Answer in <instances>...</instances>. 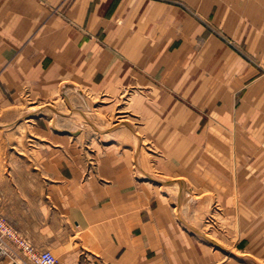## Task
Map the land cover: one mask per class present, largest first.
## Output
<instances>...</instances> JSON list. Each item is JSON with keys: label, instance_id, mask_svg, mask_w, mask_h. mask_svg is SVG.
Listing matches in <instances>:
<instances>
[{"label": "crops", "instance_id": "obj_1", "mask_svg": "<svg viewBox=\"0 0 264 264\" xmlns=\"http://www.w3.org/2000/svg\"><path fill=\"white\" fill-rule=\"evenodd\" d=\"M67 83L134 90L140 132L174 162L164 174H180L177 162L199 145L206 158L211 143L231 144L239 183L203 191L264 211V0H0V105L23 90L56 96ZM41 156L32 171L11 167L3 201L13 206L0 213L57 264H194V252L198 264H221L174 225L169 197L136 179L130 153L92 155L86 178L84 162Z\"/></svg>", "mask_w": 264, "mask_h": 264}, {"label": "rangeland", "instance_id": "obj_2", "mask_svg": "<svg viewBox=\"0 0 264 264\" xmlns=\"http://www.w3.org/2000/svg\"><path fill=\"white\" fill-rule=\"evenodd\" d=\"M136 97L132 89L110 95L105 90L73 88L67 83L56 96H35L23 90L17 103L3 101L0 105V209L3 206L10 211L13 206V202L6 201L4 205L3 201L12 178L15 182L16 172L10 171L11 167L32 171L37 164H43L40 159L43 153L60 152L65 154L62 160L65 166L79 168L84 162L88 166L86 178L90 165L95 166L97 162L92 155L127 152L132 155L138 174L136 179L146 181L156 195L169 197L174 225L185 231L195 246L217 253L221 264H264V257L255 256L258 250L264 251V239L255 238L264 236V219L261 218L264 211L237 207L238 203L229 202V192L203 191V185L218 187L219 183H239L233 175L237 160L232 145L211 143L204 149L206 158L202 157L199 145L193 160L177 162L180 174H164L165 164L174 162L164 160L165 154L159 146L140 132ZM123 119L126 121L122 123ZM187 169L189 175L181 174ZM24 177L31 176L24 174ZM32 179L29 192L37 194L41 182L38 176ZM185 181L191 184L193 191L185 189ZM258 184L264 187V176L258 177ZM186 194L191 198L182 201ZM257 194L260 203L264 192ZM238 196L239 201L240 193ZM180 210L184 217L178 215ZM194 264H198L196 252Z\"/></svg>", "mask_w": 264, "mask_h": 264}, {"label": "built area", "instance_id": "obj_3", "mask_svg": "<svg viewBox=\"0 0 264 264\" xmlns=\"http://www.w3.org/2000/svg\"><path fill=\"white\" fill-rule=\"evenodd\" d=\"M57 264L49 250L39 251L0 213V264Z\"/></svg>", "mask_w": 264, "mask_h": 264}, {"label": "bare ground", "instance_id": "obj_4", "mask_svg": "<svg viewBox=\"0 0 264 264\" xmlns=\"http://www.w3.org/2000/svg\"><path fill=\"white\" fill-rule=\"evenodd\" d=\"M76 114H77V112H75ZM75 116V115H74ZM77 117V116H76ZM123 117V116H122ZM126 120H122L121 122L123 123V122H125ZM121 123V124H122ZM149 183V182H148ZM179 189H181L180 191H182V188H179ZM184 192V191H183ZM180 194V193H179ZM179 197V196H178ZM191 197L189 196V194H186V195H184V197H183V199H182V201H186V200H188V199H190ZM178 214H179V216L180 217H184V215H183V212H182V210H180L179 212H178Z\"/></svg>", "mask_w": 264, "mask_h": 264}]
</instances>
